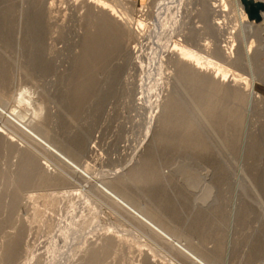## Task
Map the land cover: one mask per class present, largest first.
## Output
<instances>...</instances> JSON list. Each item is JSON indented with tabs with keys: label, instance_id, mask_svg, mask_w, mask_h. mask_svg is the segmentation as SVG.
<instances>
[{
	"label": "rangeland",
	"instance_id": "374dc122",
	"mask_svg": "<svg viewBox=\"0 0 264 264\" xmlns=\"http://www.w3.org/2000/svg\"><path fill=\"white\" fill-rule=\"evenodd\" d=\"M104 1L134 36L117 41L77 106L82 40L96 30L88 15L100 9L89 0H0V106L14 109L28 128L0 111V264H81L90 254L91 264L194 263L115 205L100 183L173 230L209 264H264V28L254 36V24H242L230 0L224 11L213 8L218 0H206L207 10L202 0ZM182 35L196 38L184 45L229 70L223 80L207 71L205 92L214 86L224 92L216 113L191 106L179 82L181 66L171 50ZM259 48L262 54L254 55ZM217 49L224 58H215ZM233 75L245 77L255 96ZM177 95L188 103L192 138L206 149L173 144L183 131L171 135L164 121ZM31 131L87 166L91 179ZM28 157L40 165L29 166L31 178L15 199ZM145 167L157 172L156 181L133 175ZM13 239L18 246L10 262L5 253Z\"/></svg>",
	"mask_w": 264,
	"mask_h": 264
},
{
	"label": "bare ground",
	"instance_id": "6f19581e",
	"mask_svg": "<svg viewBox=\"0 0 264 264\" xmlns=\"http://www.w3.org/2000/svg\"><path fill=\"white\" fill-rule=\"evenodd\" d=\"M89 1H92V3H94L95 7L97 6L100 10H99V13L97 15H92V16L90 14L88 15V18L90 19L91 24L93 26L92 28L95 27L96 30L93 32L91 31L93 29L88 30L85 33V35L83 36V40H82V47H81L82 50H81V56H80V61H79V67H78V71L82 72L79 74V77L81 79H79V81L76 83V85L74 87V88H76V90H74V92H73L74 93L73 101L77 104V106L82 104V102L87 97V95H89V93H91L92 89L95 87L97 82L95 81V76L93 75V71L95 72V70H97V69H104L103 67H104L105 63H107L109 55L114 50H117V48H118L117 41H119L121 38L125 39L126 37H129L132 39L134 36L133 32L131 30H129V29L126 30L123 26H121V22H119V21L120 20L123 21L125 18H123V17L119 18L118 17L117 11L115 10L112 2L110 4L104 0H89ZM202 1H204L203 5H205L206 10H207V1L206 0H202ZM218 1H219V4H215V3L212 4L213 8L220 5L222 11L226 10V7H227L226 0H218ZM230 2L238 8L239 15H240V22L242 24H245V25L247 22V25H249L251 27H252V24H254L253 30H252L254 33V36H256V37L261 36L263 28H264V11H262V13H261V16H262L261 21H259V22L249 21L247 14L244 11L243 5L241 4V1L240 0H230ZM89 3H91V2H89ZM218 10H220V9H218ZM218 10L213 9V12L218 11ZM210 13H211V11H210ZM219 13H220V11H219ZM203 18H204V20H207V11H205L203 13ZM219 23L216 22V24H219ZM140 26H142V22L138 21L137 28H139ZM209 28H212V26ZM177 38H179V37H177ZM194 39L196 40V38H194L193 36H190V35L189 36L188 35L183 36L182 35V36H180L179 39L174 41V43L172 42V47H173L172 50L169 48V46H168V49H170L171 52H174L177 56L176 57L177 63L181 66L180 70L178 69L180 71V72H178L179 73L178 77L180 78L179 82L185 90L188 89L186 92L190 96L191 106H197V107L199 106V107L205 109L206 112L210 113V114L216 113L214 110V106H216V104H218L217 103L219 101L218 99H220L219 96H217L219 94L220 90L217 89V87L215 88V86H214V87H211V89L209 88L210 92H208V90H209L208 88H207V91L205 92L204 89L207 86L206 81H208L206 79L207 71L211 72V73L210 72L209 73L212 74L214 79L216 77H220L223 80L227 77V74H229V70L224 65H222L218 60H211L210 58L208 59L207 57L203 58L202 56L199 55V53L196 50H193L192 48H190L191 46L187 47L186 46L187 44L184 45L185 43H188V42L195 45ZM120 43H121V41H120ZM252 45H253V41H250L249 45H245L243 47V54L244 55L245 54L247 55L252 51ZM234 46H235L234 43L230 45L231 51L234 48ZM133 47L136 48L137 46L135 45ZM261 51H263V50H261ZM261 51L259 48V49H255V51L253 53H254V55H256V54H260ZM238 53H239V51H238ZM238 53H237V55H238L237 63L239 64L240 62L243 61L242 60L243 58H242V55H240V53L239 54ZM213 54H214L215 58L216 57L217 58L223 57L221 55V53L218 51V49L215 50V52ZM223 61H224V59H223ZM175 62H176V60H175ZM189 73L192 75H190ZM209 77L211 78V76H209ZM232 80L233 81L239 80L241 82V84L243 85V88L245 90H248L250 95L255 96V92L253 90V85L249 84L245 77H242L241 75H233ZM208 82H210V81H208ZM210 86H211V84H210ZM213 89H215V90H213ZM180 90H182L181 87H180ZM180 92L181 91H179V93ZM207 92L209 93L208 96H207ZM222 93H224V92H222ZM183 95H184V92H183ZM232 95H233V93H232ZM236 95H238V94H236ZM21 97H22V95H21ZM183 97L181 96V98H183ZM238 97H239V95H238ZM23 98L24 97H22V99ZM181 98H180V95L179 96L177 95L172 99L171 103L169 104V106H170L169 116L164 121L165 126H166V128H168L167 130L170 131L171 135H173L174 133H176L178 131H179V133H180V131H183L182 132L183 137L182 138L180 137L179 139L173 138L174 140H172V142L175 145L178 144V146H188L192 149L193 148H195V149L205 148L206 146L202 140L192 138L193 136L197 135V132H195V129H193L191 127L192 124L190 123V120L188 122L187 119H184V114L186 115V111H187L185 106H187L188 103L184 99H181ZM185 98H186V96H185ZM235 98H237V97H235ZM204 106H206V107L204 108ZM0 111L4 114V116L8 117V119L9 118L10 119L12 118L11 120L15 119L19 124L22 125L21 128L27 127V125L24 122H22L21 120L18 119L16 112H14L15 111L14 109L6 112L0 106ZM167 121H168V124H167ZM26 129H28V128H26ZM169 131H168V135H169ZM0 132H2V131H0ZM28 133L31 136H33L40 144H42L48 151H50L53 154H55L56 156H58L62 160V162H64L68 167L71 168V170L78 173L82 177H86L88 179L90 178V176H88V172L85 169L87 166L86 167L84 166L83 168H81L80 166L77 165L78 163H75L74 160L69 158L66 154H64L58 148H56L55 146L50 144L44 138L40 137L36 133H32V131L28 132ZM179 133H176V134L178 135ZM165 135L167 136V134H165ZM161 136H162V134H161ZM0 137H2L1 134H0ZM171 137H170V139H171ZM7 142H9V140ZM1 143L2 142L0 141V144ZM27 156H29V155H27ZM21 161H22V158H21ZM32 163H34V162H33V160H31V158H29V157L26 159L24 158L22 166L19 167L18 177H17L18 178V188H16V191L14 193L15 199L17 197V194H18L20 187L23 186L28 181V178L30 176L29 175L30 174L29 173V166L32 165ZM34 164L40 165L37 163H34ZM39 170H38V172H39ZM156 173L157 172H154L153 170H149L148 168L145 167V169L137 170L135 173H133V175L137 176L138 178H143V180L145 178L146 179L151 178L149 180L153 179V181H156V180H154V179H156V176L158 175ZM30 178H31V176H30ZM34 179H36V178H34ZM99 189L107 198H109L113 203H115V205H118V207H121L122 209H124L128 214H130L132 217L137 219L142 225H144L147 229H149L153 234H155L157 237L164 240V242H168L170 245L174 246L176 249H178L180 251V253H183L184 255H186L194 263H196V264H209L203 258L196 255L193 251H191L190 248H188V246H186L184 243H182L178 238H176L173 230L170 231L169 229H167L163 225H159L158 223H156L147 213L139 210L130 201H128L126 198H124L122 195H120L118 192L114 191L113 189H111L110 187H108L102 183H100ZM122 190L124 193L125 190L124 189H122ZM14 203H15V201H14ZM16 244H17V242L15 241V239H13V241L7 246L5 256H6L7 260L10 262L14 259L15 255H16L15 254ZM17 246H18V244H17ZM94 258H95V254H90L81 264H91V262L94 260Z\"/></svg>",
	"mask_w": 264,
	"mask_h": 264
},
{
	"label": "water",
	"instance_id": "95a60500",
	"mask_svg": "<svg viewBox=\"0 0 264 264\" xmlns=\"http://www.w3.org/2000/svg\"><path fill=\"white\" fill-rule=\"evenodd\" d=\"M249 21L259 22L264 11V2L260 0H240Z\"/></svg>",
	"mask_w": 264,
	"mask_h": 264
}]
</instances>
